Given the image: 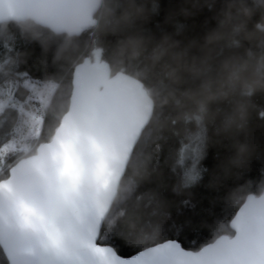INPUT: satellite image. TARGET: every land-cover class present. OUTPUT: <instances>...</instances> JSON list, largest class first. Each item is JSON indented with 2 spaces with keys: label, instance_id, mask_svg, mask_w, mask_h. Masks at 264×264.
Instances as JSON below:
<instances>
[{
  "label": "trees",
  "instance_id": "obj_1",
  "mask_svg": "<svg viewBox=\"0 0 264 264\" xmlns=\"http://www.w3.org/2000/svg\"><path fill=\"white\" fill-rule=\"evenodd\" d=\"M195 2L137 0L143 10L141 18L123 31L108 34L96 28L79 37L56 35L32 21L0 26V86L26 79L57 85L44 115L39 146L53 139L70 107L74 69L92 59L95 48L102 51L113 76L122 72L138 79L153 99L154 116L135 148L99 239V244L111 246L114 232L123 238L118 254L134 255L177 237L187 250H198L230 231L234 211L249 195L264 193V94L254 97L249 130L239 137L251 146L250 157L242 166L222 168L220 164L232 155L237 138L203 123L195 111L159 105L152 96L155 82L141 74L138 64H119L112 57L114 46L136 33L156 40L170 36L178 44L203 38L206 27L215 26L210 10L196 16L169 15L170 9L185 5L184 11H191ZM29 96L23 87L16 92L21 102ZM229 107L219 105L218 111ZM20 118L14 108L0 115V150L12 141ZM18 162L2 174L6 164L0 161V182ZM0 264H8L1 248Z\"/></svg>",
  "mask_w": 264,
  "mask_h": 264
},
{
  "label": "water",
  "instance_id": "obj_2",
  "mask_svg": "<svg viewBox=\"0 0 264 264\" xmlns=\"http://www.w3.org/2000/svg\"><path fill=\"white\" fill-rule=\"evenodd\" d=\"M101 8L99 0H0V26L32 21L56 35L79 37L96 30ZM93 53L94 59L74 69L70 107L53 139L21 159L0 182L24 198L0 196V248L8 264H95L87 242L106 246L99 244L104 223L155 103L141 81L122 72L113 76L102 51ZM66 160L73 164L75 191H70L68 176H62ZM100 193L107 197L101 214ZM250 198L264 200V193L249 195L245 202ZM21 201L39 210L46 202L65 208L55 219L65 256L56 257L42 236L21 228Z\"/></svg>",
  "mask_w": 264,
  "mask_h": 264
},
{
  "label": "clouds",
  "instance_id": "obj_3",
  "mask_svg": "<svg viewBox=\"0 0 264 264\" xmlns=\"http://www.w3.org/2000/svg\"><path fill=\"white\" fill-rule=\"evenodd\" d=\"M99 3L102 8L95 27L101 34L123 31L143 15L137 0ZM184 7L170 9L169 15L196 16L207 9L213 13L215 26L206 27L203 38L186 44H178L170 36L156 40L132 34L114 46L112 57L119 64H138L141 74L155 82L152 96L159 105L195 111L203 123L237 138L232 155L220 167L242 166L252 148L239 137L249 130L254 97L264 94V0H196L191 11ZM222 104L229 109L218 111ZM9 195L24 199L13 192ZM41 211L56 219L65 208L46 202Z\"/></svg>",
  "mask_w": 264,
  "mask_h": 264
},
{
  "label": "snow or ice",
  "instance_id": "obj_4",
  "mask_svg": "<svg viewBox=\"0 0 264 264\" xmlns=\"http://www.w3.org/2000/svg\"><path fill=\"white\" fill-rule=\"evenodd\" d=\"M264 115V113H261ZM71 160H66L62 176H68L70 191H75ZM0 192L11 194L12 189L0 184ZM105 193L97 196V208L103 212ZM65 200L70 202L66 194ZM21 228L43 237L44 246L50 248L56 257L67 254L63 234L52 216L22 201L18 205ZM229 232L217 237L198 250H187L179 238L136 251L134 255L118 254V246L123 238L115 232L111 236V246H98L91 240L87 247L95 257V264H264V200L250 198L234 211L229 224ZM78 264H84L78 261Z\"/></svg>",
  "mask_w": 264,
  "mask_h": 264
},
{
  "label": "rangeland",
  "instance_id": "obj_5",
  "mask_svg": "<svg viewBox=\"0 0 264 264\" xmlns=\"http://www.w3.org/2000/svg\"><path fill=\"white\" fill-rule=\"evenodd\" d=\"M20 87L30 92L25 102L16 98V92ZM56 90L57 85L54 83L45 84L31 79L7 82L0 86V115L7 108H14L21 116L12 141L0 150V161L6 164L2 174L11 167L13 162L29 157L38 149L44 115Z\"/></svg>",
  "mask_w": 264,
  "mask_h": 264
}]
</instances>
